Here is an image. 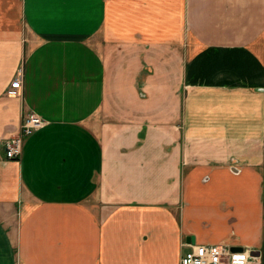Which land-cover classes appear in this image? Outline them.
Masks as SVG:
<instances>
[{"label": "crops", "instance_id": "1", "mask_svg": "<svg viewBox=\"0 0 264 264\" xmlns=\"http://www.w3.org/2000/svg\"><path fill=\"white\" fill-rule=\"evenodd\" d=\"M209 243L264 264V0H0V264Z\"/></svg>", "mask_w": 264, "mask_h": 264}, {"label": "built area", "instance_id": "2", "mask_svg": "<svg viewBox=\"0 0 264 264\" xmlns=\"http://www.w3.org/2000/svg\"><path fill=\"white\" fill-rule=\"evenodd\" d=\"M21 88V78L16 77L7 94L17 95ZM45 123L43 118L34 112L23 115L19 132L4 141L6 158L19 159L23 153L25 139ZM257 259L253 250L247 247L237 250L228 243L191 244V249L183 254L180 264H253Z\"/></svg>", "mask_w": 264, "mask_h": 264}, {"label": "rangeland", "instance_id": "3", "mask_svg": "<svg viewBox=\"0 0 264 264\" xmlns=\"http://www.w3.org/2000/svg\"><path fill=\"white\" fill-rule=\"evenodd\" d=\"M21 30L23 31V33L27 36H29L28 32H27V27L26 25L23 23L22 21V26H21ZM246 247V246H245ZM248 248V247H247Z\"/></svg>", "mask_w": 264, "mask_h": 264}, {"label": "water", "instance_id": "4", "mask_svg": "<svg viewBox=\"0 0 264 264\" xmlns=\"http://www.w3.org/2000/svg\"><path fill=\"white\" fill-rule=\"evenodd\" d=\"M234 249L240 250L242 249V247H234Z\"/></svg>", "mask_w": 264, "mask_h": 264}]
</instances>
